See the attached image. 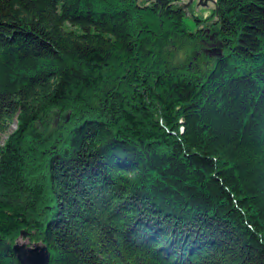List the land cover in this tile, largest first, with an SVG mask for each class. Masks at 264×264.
Masks as SVG:
<instances>
[{"label": "trees", "instance_id": "obj_1", "mask_svg": "<svg viewBox=\"0 0 264 264\" xmlns=\"http://www.w3.org/2000/svg\"><path fill=\"white\" fill-rule=\"evenodd\" d=\"M185 14L0 0V264H264V0Z\"/></svg>", "mask_w": 264, "mask_h": 264}, {"label": "rangeland", "instance_id": "obj_2", "mask_svg": "<svg viewBox=\"0 0 264 264\" xmlns=\"http://www.w3.org/2000/svg\"><path fill=\"white\" fill-rule=\"evenodd\" d=\"M178 2L185 8V19L189 28H191L193 31H196L201 26L204 29L203 33L205 34V36L203 41L205 43V46L207 47V51L211 54H216V51L220 50V44L222 41L217 25L213 24L211 19L214 8L217 4V0H178ZM197 17L205 19L198 20ZM14 127L15 123L12 124L11 129H13ZM3 136L6 137V134ZM22 232H25L26 234H22ZM18 240L21 242H27L28 244L35 243L30 239L27 229L21 230L19 236L15 240V243Z\"/></svg>", "mask_w": 264, "mask_h": 264}, {"label": "water", "instance_id": "obj_3", "mask_svg": "<svg viewBox=\"0 0 264 264\" xmlns=\"http://www.w3.org/2000/svg\"><path fill=\"white\" fill-rule=\"evenodd\" d=\"M22 234H26L22 232ZM21 264H50L51 253L48 245L44 242H27L17 241L13 245Z\"/></svg>", "mask_w": 264, "mask_h": 264}]
</instances>
